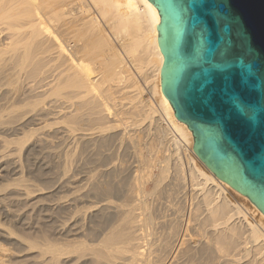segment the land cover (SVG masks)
<instances>
[{
    "label": "bare ground",
    "instance_id": "obj_1",
    "mask_svg": "<svg viewBox=\"0 0 264 264\" xmlns=\"http://www.w3.org/2000/svg\"><path fill=\"white\" fill-rule=\"evenodd\" d=\"M159 21L149 0H0V174L57 168L46 187H0L10 222L39 213L36 239L15 236L35 264H264V213L161 90Z\"/></svg>",
    "mask_w": 264,
    "mask_h": 264
},
{
    "label": "water",
    "instance_id": "obj_2",
    "mask_svg": "<svg viewBox=\"0 0 264 264\" xmlns=\"http://www.w3.org/2000/svg\"><path fill=\"white\" fill-rule=\"evenodd\" d=\"M161 90L193 150L264 213V0H149Z\"/></svg>",
    "mask_w": 264,
    "mask_h": 264
},
{
    "label": "rangeland",
    "instance_id": "obj_3",
    "mask_svg": "<svg viewBox=\"0 0 264 264\" xmlns=\"http://www.w3.org/2000/svg\"><path fill=\"white\" fill-rule=\"evenodd\" d=\"M147 97H149L151 100H152V102H153V97L151 98L150 97V95H145V98H147ZM163 125H165V124H163ZM162 153L164 152V151H161ZM161 152H159L160 154H157V156H156V158H160L161 159V157H162V153ZM164 153H166V151L164 152ZM160 155V156H159ZM175 156H176V154H175ZM180 156H181V154H180ZM154 157V156H153ZM183 159V158H182ZM22 161V160H21ZM25 161L23 160L22 162H21V165H22V175H21V178H20V175L18 174V178H20L21 180H24L25 182H26V180H28L27 182H29V183H32V184H34V185H37V187L38 188H43V187H46V186H48L49 184H51V182L52 181H54V178L53 177H55V175H56V173H54V172H57V168H52V169H47V168H44L45 167V165H41V166H34V164H30V162L27 164V162H25ZM24 164V165H23ZM33 165V166H32ZM24 166V167H23ZM29 166V167H28ZM56 170V171H55ZM24 172V173H23ZM1 174H3V175H1ZM1 178H0V184H1V186L0 187H3V185L4 186H6V185H8V183L7 182H10V181H7L8 180V178H10V176H12L11 177V179L13 180H15V178L17 179V177H16V175L17 174H9V173H7V174H4V173H2L1 172ZM8 175H10V176H8ZM22 176H24L23 178L24 179H22ZM26 176V177H25ZM14 177V178H13ZM4 178V179H3ZM6 178V179H5ZM32 179V180H31ZM197 179V178H196ZM30 180V181H29ZM2 181V182H1ZM4 181V182H3ZM7 181V182H6ZM17 180H15L14 182H16ZM24 181H21V182H24ZM32 181V182H31ZM13 182V183H14ZM20 182V183H21ZM5 183H7V184H5ZM11 185H12V182L10 183ZM9 187H11L10 185H9ZM42 195H44V193H42V194H40L38 197H42ZM59 195V194H58ZM226 195H227V198H229V200L230 201H232V202H234L235 204H241V209L245 212V211H247V213L245 212V214L248 216V218L253 222V223H255V222H257L256 220H257V216H256V214H254V213H251V211L250 210H247V209H245L244 210V205H246L245 204V202H244V200L242 201V199H240L239 197H237L236 195H235V193L233 194V193H231V191H228L227 190V192H226ZM4 206H6L5 204H4ZM20 206V207H19ZM19 206H16V207H13L14 209H17V208H21L23 205H19ZM247 206H248V204H247ZM11 207L9 206V209H10ZM23 208V207H22ZM21 208V209H22ZM246 208V207H245ZM12 209V208H11ZM19 209H17V210H19ZM19 211H21V210H19ZM38 213V211H36L35 213L34 212H32L31 213V215L32 216H30V218H32V219H30V222L31 221H33L34 220V222H31V224L32 223H35V220L37 221V218L39 217V213ZM255 218H253L252 216ZM253 218V219H252ZM255 222H254V221ZM7 222V223H6ZM6 224V226H7V228L9 227L10 228V230L9 231H13L14 233H13V235L10 237V238H3V237H0V246L2 247L3 246V249L5 248V249H8V250H6L7 251V255L5 256H2L1 254H0V257L2 258V262H0L1 264H11V262L14 264H35L34 262H33V258H35L36 257V259L38 258V256H39V252L37 251V249L36 250H34V249H31V250H28L27 252H26V250H23L24 248H25V245H24V243H21L20 241H19V239L17 238V237H15V236H17V235H20V234H23V235H21V236H26V235H24V234H26V232H27V235H28V233L30 234V233H32V234H30V235H32V237L34 236V238L36 239V235H38V227H36V224H33L34 225V228H33V225H31L30 224V226H32L31 227V229H32V232H31V229H28V228H26L27 226H25L22 222H20V221H11L10 222V218H7V217H4V215L2 214V213H0V227H3L4 225ZM8 224V225H7ZM2 225V226H1ZM24 225V226H23ZM6 226H5V228H6ZM13 226H15V227H13ZM18 226V227H17ZM8 228V229H9ZM22 228V229H21ZM13 229V230H12ZM30 230V231H29ZM35 231V232H34ZM34 233H36V234H34ZM36 236V237H35ZM14 237L16 238V239H14ZM2 239V240H1ZM14 239V240H13ZM18 240V241H17ZM22 244V245H21ZM20 246V247H19ZM23 246V247H22ZM0 247V248H1ZM6 247H9V248H6ZM20 249V250H19ZM12 250H13V252L15 251V253H13L12 252ZM23 250V251H22ZM34 251V253H33V251ZM9 252H10V254H9ZM20 252V253H19ZM26 252V253H25ZM24 253V254H23ZM15 254V255H14ZM18 256H17V255ZM32 254V255H31ZM12 255V256H11ZM25 255H26V260H25ZM23 256V257H22ZM32 256V257H31ZM34 256V257H33ZM0 258V259H1ZM3 258H6L5 260L3 259ZM20 258V259H19ZM10 261H9V260ZM17 259V260H16ZM35 259V260H36ZM28 260V261H27ZM17 262V263H16ZM25 262V263H24Z\"/></svg>",
    "mask_w": 264,
    "mask_h": 264
}]
</instances>
